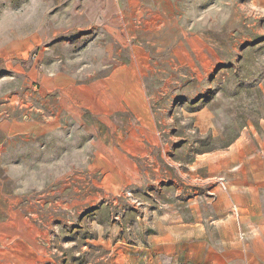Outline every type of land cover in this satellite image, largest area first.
Instances as JSON below:
<instances>
[{"label": "rangeland", "instance_id": "obj_1", "mask_svg": "<svg viewBox=\"0 0 264 264\" xmlns=\"http://www.w3.org/2000/svg\"><path fill=\"white\" fill-rule=\"evenodd\" d=\"M0 117L38 124L0 132V264H148L192 211L264 245V0H0Z\"/></svg>", "mask_w": 264, "mask_h": 264}, {"label": "crops", "instance_id": "obj_2", "mask_svg": "<svg viewBox=\"0 0 264 264\" xmlns=\"http://www.w3.org/2000/svg\"><path fill=\"white\" fill-rule=\"evenodd\" d=\"M37 129L38 124L29 120L10 121L0 117V132L4 135ZM246 183L248 186L258 185L253 180ZM259 214L249 210L222 216L221 226L217 230L219 244L209 239L208 228L199 214L195 216L193 211L191 221L181 218V221L173 223L159 222L156 224L157 232L152 235L155 255L148 264H264V245L249 230L253 219ZM233 216L237 218L235 225L229 222L231 218L234 220ZM245 233L250 238L248 242L242 241Z\"/></svg>", "mask_w": 264, "mask_h": 264}]
</instances>
